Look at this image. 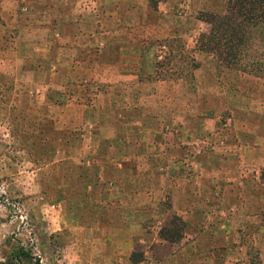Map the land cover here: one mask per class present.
<instances>
[{"label":"rangeland","instance_id":"obj_1","mask_svg":"<svg viewBox=\"0 0 264 264\" xmlns=\"http://www.w3.org/2000/svg\"><path fill=\"white\" fill-rule=\"evenodd\" d=\"M11 1L0 264H264V30L218 58L206 0Z\"/></svg>","mask_w":264,"mask_h":264},{"label":"trees","instance_id":"obj_2","mask_svg":"<svg viewBox=\"0 0 264 264\" xmlns=\"http://www.w3.org/2000/svg\"><path fill=\"white\" fill-rule=\"evenodd\" d=\"M223 12L221 14L200 13L198 19L209 26L210 35L204 36L206 50L214 53L218 58L221 41L225 53L234 50L233 58L239 59V47L243 45L246 38L244 35L253 31L264 30V0H225ZM209 35V36H210ZM237 48V49H236ZM239 56V57H238ZM230 58V56L224 57ZM20 254L26 258H32L27 252L20 249ZM135 256V255H134ZM133 264L138 260L131 257ZM34 264H40L35 261Z\"/></svg>","mask_w":264,"mask_h":264},{"label":"crops","instance_id":"obj_3","mask_svg":"<svg viewBox=\"0 0 264 264\" xmlns=\"http://www.w3.org/2000/svg\"><path fill=\"white\" fill-rule=\"evenodd\" d=\"M4 1V0H3ZM8 1H10V0H7V2ZM17 2L19 1V0H16ZM15 0H12L11 2H10V4L11 3H13V4H16L15 2H16ZM219 1V0H218ZM218 1L216 2V3H214V1L213 0H206V2H207V4H205L206 5V7H201L200 9H198L199 11H197V12H203V13H214V14H221L222 12H223V6H224V2H223V6L222 5H218ZM10 7H6V4H5V2H3V4H0V15H1V17L3 18V19H8V17L9 16H11V14H12V12H13V10H11L10 8H11V5H9ZM170 10L168 9V12H169ZM13 15H15L14 13H13ZM14 18H16V17H14ZM16 20V19H15ZM195 23H198L199 24V26H200V28H204L205 29V27H207L208 25L206 24V23H204V22H202V21H200V20H197V19H195ZM177 27V26H176ZM45 29V28H44ZM171 31H172V27H170L169 28V34L167 35V37H170V36H172V34H171ZM174 35V34H173ZM173 37V36H172ZM203 68H206V67H203ZM207 69V68H206ZM249 132H251V131H249ZM245 149H248V155H249V157L244 161V163H245V166H243V167H245L246 169V172L244 173V176L242 177L243 179H241L242 180V182L245 184V186L247 187H249V190H248V196H249V199H248V201H249V207H253V206H256L257 204H258V201H257V197H256V191H258V189H257V182H259L258 180H259V178L256 176V174H252L251 173V171H253V170H255V168L254 167H256V163H255V157H257V154L258 153H263L262 151H264V148L263 149H261V148H257V147H251V146H248V147H244ZM94 151H95V149H94ZM120 170H122V168H120V169H117V171H120ZM252 174V175H251ZM116 183V182H115ZM122 183V182H121ZM262 185H264V183L262 184ZM251 188H252V191H251ZM251 192H254V194L252 195V199H251ZM114 193L112 192L111 194H108L109 196L110 195H113ZM117 195H119L118 196V198H119V200H120V204H118L117 203V201H115V203L116 204H114L116 207H120L121 208V210L118 212V215L119 216H122L123 215V210L125 211V215H127L128 214V212H129V207H128V195H127V193H125V194H123V193H119V194H117ZM114 198H117V196H113ZM123 201H124V205H122L123 204ZM256 204V205H255ZM113 208H115V207H113ZM251 216V215H250ZM250 216H248V219L249 220H251V219H253V220H255V218H256V216H253V217H250ZM124 226H126V225H124ZM123 236H125V241H128L129 240V236H128V232H127V230H125V234L123 235Z\"/></svg>","mask_w":264,"mask_h":264}]
</instances>
